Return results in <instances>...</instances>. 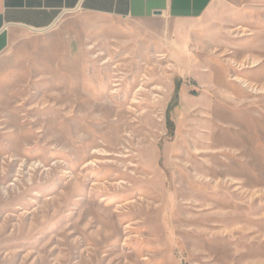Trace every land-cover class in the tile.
<instances>
[{
  "label": "rangeland",
  "instance_id": "374dc122",
  "mask_svg": "<svg viewBox=\"0 0 264 264\" xmlns=\"http://www.w3.org/2000/svg\"><path fill=\"white\" fill-rule=\"evenodd\" d=\"M0 264H264V0L12 41Z\"/></svg>",
  "mask_w": 264,
  "mask_h": 264
},
{
  "label": "crops",
  "instance_id": "0c3cea01",
  "mask_svg": "<svg viewBox=\"0 0 264 264\" xmlns=\"http://www.w3.org/2000/svg\"><path fill=\"white\" fill-rule=\"evenodd\" d=\"M222 0H0V57L27 31H45L72 12L147 21L158 16L197 22L213 15Z\"/></svg>",
  "mask_w": 264,
  "mask_h": 264
},
{
  "label": "trees",
  "instance_id": "16d2710c",
  "mask_svg": "<svg viewBox=\"0 0 264 264\" xmlns=\"http://www.w3.org/2000/svg\"><path fill=\"white\" fill-rule=\"evenodd\" d=\"M171 125H173L172 123H170Z\"/></svg>",
  "mask_w": 264,
  "mask_h": 264
}]
</instances>
